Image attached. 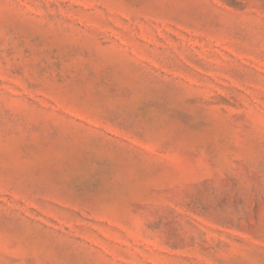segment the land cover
Listing matches in <instances>:
<instances>
[{"label":"rangeland","instance_id":"rangeland-1","mask_svg":"<svg viewBox=\"0 0 264 264\" xmlns=\"http://www.w3.org/2000/svg\"><path fill=\"white\" fill-rule=\"evenodd\" d=\"M0 264H264V0H0Z\"/></svg>","mask_w":264,"mask_h":264}]
</instances>
